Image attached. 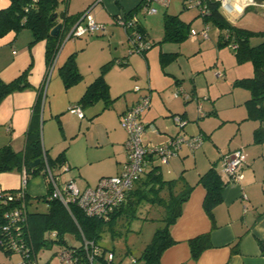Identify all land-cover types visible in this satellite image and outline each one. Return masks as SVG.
I'll list each match as a JSON object with an SVG mask.
<instances>
[{
  "label": "crops",
  "instance_id": "0c3cea01",
  "mask_svg": "<svg viewBox=\"0 0 264 264\" xmlns=\"http://www.w3.org/2000/svg\"><path fill=\"white\" fill-rule=\"evenodd\" d=\"M141 1L67 0L66 5L61 4L57 12L62 13L65 8L67 16H76L91 7V13L97 22L104 25V30L99 31L98 37L82 38L85 34L70 38V43L58 50L52 65L46 62V40L30 44L33 34L29 28L9 31L0 37V79L5 82L13 80L31 63L27 75L30 87L16 90L0 102V147L8 144L16 152L24 150L33 106L39 92H43L42 146L51 158L65 149L63 166L68 169L57 168L59 181L72 179L80 188L93 187L102 176L118 174L126 162V132L120 125V115L147 92L150 96L149 106L141 113V120L145 123L152 122L155 130L143 132L144 144H163L177 134L185 137L203 135L200 146L190 148L183 144L178 153L168 161H153V164H166L165 172L170 177H166L159 167L164 178L182 176L193 186L183 203L180 216L169 227L174 242L162 252L160 263L264 264V249L260 246V242H264V118L248 116L245 102L250 98L251 91L247 87L233 84L236 79L251 77L253 65L248 61L249 64H241L228 71L229 65L223 59L214 64V58L210 61L187 59V62L179 52L165 50L162 45L163 52L176 53L173 60L162 68L159 52V59L151 66L148 58L152 56L156 59L155 52H145L144 55L140 53L146 64V75L145 72L136 73L132 59L134 55L129 54L127 34L118 19L132 11ZM10 2L11 0H0V9L8 7ZM250 6L264 7V3ZM137 10L132 13L136 14ZM237 19L229 21L239 26L235 22ZM57 20L63 25L61 14L57 15ZM201 20L203 24H207L204 17L201 16ZM66 25L68 26H62V38L66 37L74 23L69 25L68 21ZM257 25L259 26L249 23L239 27L264 32V22H257ZM205 26L208 27L204 25L202 28ZM215 28L218 39L220 30L216 26ZM143 32L146 34L145 28ZM262 40L264 36L250 37L249 42L256 45ZM73 52L82 79L66 89L58 68ZM110 61L112 66L105 73L104 79L109 87V96L114 101L108 108H103L102 100L84 106V116L78 117L70 111L71 105L79 101L86 87L98 76L102 65ZM115 64L134 67L135 73L131 74L129 81L117 80L112 73L117 69ZM211 65H220L225 69V74L220 68L214 71L218 79L212 76L210 69L207 74L206 68ZM202 70L204 72L200 73ZM138 83L143 87L138 86ZM135 86L140 87V90L136 91ZM178 86L190 93L191 97L185 99L176 94ZM98 103L101 104L100 107H97ZM111 107L113 117L104 116ZM199 107L203 114L198 111ZM86 113L90 116L87 121H83ZM177 113L187 119L183 127L177 126L172 119L173 114ZM98 125L105 127L106 142L99 141V136H96L95 142L90 141L89 133H93L94 126ZM77 138H83L85 144L80 143L76 150L68 151V146L64 147V144ZM78 140L75 142L79 144ZM103 146L107 148L106 151ZM237 148L244 153L243 177L237 183H226L222 190V200L213 208L210 216L203 207L206 190L197 180L212 166L225 179L221 173V159ZM20 186V170L0 172V191L18 189ZM25 191L32 197L46 194L45 178L41 174L29 177ZM243 192L246 194L245 199L242 198ZM204 233H209L211 245L202 250L197 259H193L188 241ZM18 256L20 259L19 254ZM45 258H49L46 252L43 253V260ZM49 264L63 263L54 256Z\"/></svg>",
  "mask_w": 264,
  "mask_h": 264
},
{
  "label": "trees",
  "instance_id": "16d2710c",
  "mask_svg": "<svg viewBox=\"0 0 264 264\" xmlns=\"http://www.w3.org/2000/svg\"><path fill=\"white\" fill-rule=\"evenodd\" d=\"M254 1L264 3V0ZM66 2L67 0H11L8 7L0 9V37L9 31H18L23 27L29 28L33 34L30 44L38 40H46L45 57L46 62L51 65L63 40L61 37L63 28L56 35L50 33L51 29L58 23L57 15H62V26L66 27L68 21L69 25L75 23L83 13L67 16L65 8H63L62 13L57 12L58 7L63 3L66 5ZM140 3L128 14L139 9ZM183 3L185 5L184 0ZM202 17H204L205 22L210 21L219 28L218 46L229 45V43L234 42L237 44V47L233 49L237 62L250 61L252 63L253 75L236 79L233 84L247 87L251 91L250 98L245 102L248 116L264 118V102H262L264 100V40L256 45H251L249 42L253 34L260 33L264 36V32H255L230 22L216 3H208V14ZM137 29L151 47L153 44L143 33L140 23ZM189 32L190 23L182 20L179 14L164 13L162 41H181L189 35ZM147 49L141 54L144 55ZM175 56L176 53L161 52V67L164 68L165 64L173 60ZM111 66V61L102 65L98 76L86 87L76 103L81 109L99 100L104 103L103 108H108L114 101L109 96V87L104 79L105 73ZM30 68L31 63L18 77L11 81L5 82L0 79V102L14 91L30 87L27 82ZM58 70L66 89L82 79V74L76 66L75 52L66 58ZM44 95L43 92H39L33 106V112L26 130L24 150L16 152L8 144L0 147V172L21 171L22 167L25 166L27 179L38 174L45 178L47 192L42 196L32 197L26 193L25 187L22 186L18 189L0 191V251L7 255L18 253L20 255L19 261L49 264L50 259L57 256L59 251L70 249L76 258L72 264H95V262H97L96 264H116L113 258L109 259L106 255V248L99 244L102 232L113 229L117 222L128 223L138 217L142 207L156 205L162 208L164 226L155 233L151 243L144 249L139 259L141 264H161L162 252L174 242L170 236L169 227L180 216L183 203L193 186L189 185L182 176L164 178L160 172L159 164H153L154 159L158 160L154 157L136 180L125 199L106 217L87 213L77 202L64 204L58 198H53L51 195L53 182L45 170L46 163L58 185L63 182L59 181L57 168L67 170L68 167L63 166L65 149L51 158L42 146L41 112ZM37 158L40 159V162L31 167L29 163ZM197 183L202 184L206 190L203 207L206 213L211 216L213 208L222 200V190L227 182L215 166H212L199 176ZM32 199L43 200L46 203V210H30L28 205ZM67 234L73 235L74 238L79 239V242H68L65 237ZM84 240L92 241L100 249L92 263L87 262L83 248ZM188 242L193 259H197L202 250L211 245L209 233L198 235ZM54 243L58 245L56 251L52 252L49 258L40 260V251L49 249ZM260 246L264 249V242H260Z\"/></svg>",
  "mask_w": 264,
  "mask_h": 264
},
{
  "label": "built area",
  "instance_id": "2783aa9c",
  "mask_svg": "<svg viewBox=\"0 0 264 264\" xmlns=\"http://www.w3.org/2000/svg\"><path fill=\"white\" fill-rule=\"evenodd\" d=\"M169 1L170 0H142L139 10L146 13H155L157 12V8L153 7V3L167 7ZM184 2L189 8L197 7L201 16L208 14V3H216L226 18L231 21L237 19L246 7L260 4L254 0H184ZM118 21L127 34L131 52L141 53L145 49L150 48L148 41L143 38L142 33L137 29L139 20L136 14H126L123 18H119ZM103 30L104 25L95 20L91 13V7H88L76 20L67 33L65 40L85 34H95ZM189 36L192 38L198 36L207 38L208 27L205 26L199 30H190ZM229 46L234 49L237 47V44L231 42ZM217 74H220V72ZM134 89L139 91L140 87L135 86ZM176 94L182 95L185 99L191 97L190 93L183 90L182 87L177 89ZM149 101V93H143L140 98L133 105L126 108L120 116V125L126 132L125 149L127 160L118 174L100 178L98 183L93 187L80 188L77 183L72 180L58 185L56 179L52 175L50 167L46 163L45 170L53 182L52 197L58 198L64 204L77 202L87 213L99 217H106L110 211L125 199L136 180L152 162L154 157L160 162H166L169 158L178 153L183 144L188 145L190 148H196L201 145L203 138L200 134L187 137L177 134L163 144L151 146L144 144L141 138L143 132L148 129L155 130V125L152 122L145 123L141 120V113L149 106ZM70 111L80 118L83 117V111L77 104L71 105ZM172 117L179 127H183L186 121L181 115L173 114ZM243 166L244 153L242 149L237 148L231 153L225 154L221 159V173L225 177L226 182H239L243 177ZM21 172L22 187H25L27 181L25 166L22 167ZM242 198H246L244 192L242 193ZM83 248L87 262L92 263L100 252V249L92 241L87 240H84ZM57 257L63 264H72L76 259L73 251L70 249L59 251ZM108 258H113L112 253L108 255ZM16 264H36V262L32 261L27 263L19 261Z\"/></svg>",
  "mask_w": 264,
  "mask_h": 264
},
{
  "label": "rangeland",
  "instance_id": "374dc122",
  "mask_svg": "<svg viewBox=\"0 0 264 264\" xmlns=\"http://www.w3.org/2000/svg\"><path fill=\"white\" fill-rule=\"evenodd\" d=\"M153 7L157 8V12L155 13H146L140 10H137L136 15L139 20L140 26L143 27L142 29L148 35L147 38L150 41L151 47L147 49L148 52L156 54V59H153L150 56L148 59L151 61V66H154L153 62L155 63L159 59V52H163V48L165 50H175L174 52H179L180 56L191 60H200L205 59V61H210L213 58V63L216 61L220 62L221 59L225 60L229 65V70L232 71L237 66L241 64H249L248 61L244 62H237L234 50L229 45H217V29L213 25L212 22H207V24H203L201 20V15H199V10L197 7H186L183 3V0H170L167 7L159 5L157 3H153ZM164 13L168 14H179L180 18L184 20L186 23H190V28L193 29H200L204 25H208V37H198L196 40L192 39L189 35L185 37L181 41H162L163 38V16ZM238 23L239 26L242 24H249L257 25L258 23L264 22V7L261 6H250L247 10L243 11L242 14L238 17L235 21ZM259 32V31H257ZM144 33V32H143ZM100 35L99 32L95 34H86L82 38L88 39L89 36H97ZM262 34L257 33L253 34L252 37H260ZM98 37V36H97ZM81 38V39H82ZM71 40H63L61 41V46L59 50L65 44H69ZM162 43V44H161ZM129 54L134 55L133 61L134 65L136 66V73L140 74L145 72L146 75V64L141 56L140 53L134 52L131 53L129 49ZM137 57H140V60H137ZM188 62V61H187ZM159 63V62H158ZM216 66V65H215ZM211 65V67L206 68L207 74L209 72L208 69L211 70L212 76L218 79L215 76V70L220 68L223 73L225 74V69L223 67L217 66L215 67ZM117 69H114L113 74L117 77L118 81H129L131 74L134 72V67L130 65H119L115 64ZM220 70V71H221ZM57 71V69L55 70ZM217 71V70H216ZM203 73L204 70L200 71ZM223 74V75H224ZM224 77V76H223ZM138 86L143 87L141 83H138ZM177 88V87H176ZM175 90V88L173 89ZM201 100V99H200ZM204 101V100H202ZM97 107H100L101 104H96ZM205 110V108H204ZM199 112H202L201 108L198 109ZM198 112V113H199ZM178 114V113H177ZM113 117L114 111L112 107L105 112L104 116ZM179 115V114H178ZM90 115L86 113L85 118L83 121H87ZM173 119V117H172ZM185 119V118H184ZM187 121V119H185ZM176 124V123H175ZM177 125V124H176ZM178 126V125H177ZM105 127L98 125L94 126V132H90V141L95 142L96 136H99V141L106 142L105 137ZM199 135V134H195ZM202 135V134H201ZM203 136V135H202ZM142 138V137H141ZM78 138L75 140L77 141ZM69 142L64 144L68 146V151H74L80 145H83L84 140L80 138L79 144L78 142ZM109 149V146H108ZM103 150L106 151L107 148L103 146ZM159 164V163H158ZM160 169L162 170L163 174L166 175V164H159ZM170 177V176H168ZM81 181V180H78ZM30 210H37V211H44L46 210V203L43 200H35L32 199L30 204L28 205ZM163 211L162 208L159 206H145L140 209V213L138 217L130 220L128 223L124 222H117L113 229H108L105 232H102L101 238L99 240V244L106 248V255L110 254V251L113 255L114 263L116 264H141L140 255L144 251V249L151 243L152 239L154 238L155 233L164 226L163 220ZM66 239L70 243L79 242V239L74 238L73 235L67 234L65 235ZM58 245L54 243L52 247L49 249H42L39 253L40 260H43V253L46 252V256L52 254V252L56 251ZM42 256V257H41ZM19 256L17 253H12L10 255L5 254L4 252L0 251V264H16L18 262ZM97 262H95L96 264Z\"/></svg>",
  "mask_w": 264,
  "mask_h": 264
},
{
  "label": "water",
  "instance_id": "95a60500",
  "mask_svg": "<svg viewBox=\"0 0 264 264\" xmlns=\"http://www.w3.org/2000/svg\"><path fill=\"white\" fill-rule=\"evenodd\" d=\"M55 16H56V14H55ZM61 29H62V23L59 22V23H57V24L51 29V32H50V33H51L52 35H56V34L59 33V31H60ZM39 162H40V159L37 158V159L31 161V162L29 163V165H30L31 167H33V166L37 165Z\"/></svg>",
  "mask_w": 264,
  "mask_h": 264
}]
</instances>
